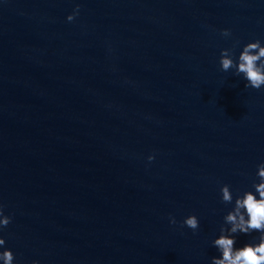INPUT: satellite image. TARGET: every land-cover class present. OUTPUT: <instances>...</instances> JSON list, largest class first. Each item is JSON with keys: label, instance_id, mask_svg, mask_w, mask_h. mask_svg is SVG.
I'll list each match as a JSON object with an SVG mask.
<instances>
[{"label": "water", "instance_id": "1", "mask_svg": "<svg viewBox=\"0 0 264 264\" xmlns=\"http://www.w3.org/2000/svg\"><path fill=\"white\" fill-rule=\"evenodd\" d=\"M0 40L259 182L264 87L220 59L264 45V0H0Z\"/></svg>", "mask_w": 264, "mask_h": 264}, {"label": "clouds", "instance_id": "2", "mask_svg": "<svg viewBox=\"0 0 264 264\" xmlns=\"http://www.w3.org/2000/svg\"><path fill=\"white\" fill-rule=\"evenodd\" d=\"M79 14V5L74 12L67 17L68 21H73ZM221 34L230 37V29H223ZM220 64L222 71L235 70L236 76H243L246 81V88L257 90L264 87V45L260 40L250 42L243 47L238 57V62L234 59L232 49H224L221 52ZM149 161L155 156H149ZM259 182L253 184L255 191H246L235 198L233 210L224 217L225 223L230 227H222L218 238L213 241V246L221 253L220 257H213L212 264H264V163L258 165ZM222 202L231 204L233 193L231 186L225 184L221 188ZM258 194V196H257ZM259 197V198H258ZM172 224L176 223L174 217H170ZM12 222V217L4 214V206L0 205V229L7 227ZM184 225L197 230L200 226L199 218L190 215L183 221ZM259 232L258 243H246L244 246L236 247V237L240 234L249 235L252 232ZM6 241L0 237V246H4ZM15 255L12 250L0 251V261L3 264H13ZM32 264H39L34 260Z\"/></svg>", "mask_w": 264, "mask_h": 264}]
</instances>
